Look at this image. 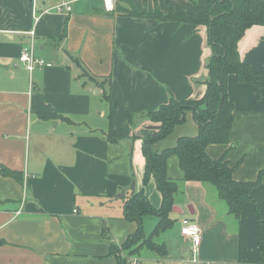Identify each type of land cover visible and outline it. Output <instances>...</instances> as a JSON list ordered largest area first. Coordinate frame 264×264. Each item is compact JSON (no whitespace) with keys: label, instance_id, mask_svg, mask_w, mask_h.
I'll list each match as a JSON object with an SVG mask.
<instances>
[{"label":"crops","instance_id":"obj_1","mask_svg":"<svg viewBox=\"0 0 264 264\" xmlns=\"http://www.w3.org/2000/svg\"><path fill=\"white\" fill-rule=\"evenodd\" d=\"M207 2L113 0L106 11L103 0H0V167L16 173L0 172V264H116L112 247L138 255L133 264H259L264 231L254 204L244 202L236 218L214 185L183 180L175 156L167 160V174L178 183L176 211L168 213L173 223L152 237L165 254L145 246L134 253L121 249L137 228L123 215L122 198L131 194L132 182L155 208L162 199L153 179L142 182V138L155 125L143 115L171 95L201 98L210 56L204 25L138 12H165L168 5L191 11L194 3ZM59 3L70 9L55 11ZM24 46L49 65L28 70L19 61ZM237 49L264 75V25L247 28ZM104 88L111 103L102 98ZM227 91L234 103L229 142L208 145L206 153L238 164L235 180L254 181L264 170V88L256 98L252 84L230 75ZM110 106L120 135L114 141L107 135ZM196 133L186 112L185 121L154 148ZM251 197L264 203V176ZM184 218L201 231L194 254L180 234ZM157 223L155 215L143 217L145 238Z\"/></svg>","mask_w":264,"mask_h":264},{"label":"trees","instance_id":"obj_2","mask_svg":"<svg viewBox=\"0 0 264 264\" xmlns=\"http://www.w3.org/2000/svg\"><path fill=\"white\" fill-rule=\"evenodd\" d=\"M138 13L159 21L204 25L210 56L206 64L207 77L203 82L206 88L201 98L180 101L171 95L166 103L143 115L155 125L153 131L142 138L141 149L145 160L142 182L146 185L153 179L162 199L160 207L155 208L140 192L135 191L122 198L124 218L135 222L137 228L127 237L121 249L132 248L129 253H134L139 247L145 246L165 254V246L155 244L152 237L168 229L173 223L168 213L173 205V195L178 190V183L167 174V160L170 156L177 157L183 180L209 182L214 185L218 197L226 202L228 212L236 218L239 217L243 203L252 202L256 220L264 231V203L251 197V190L264 176V170L258 172L254 181H238L233 178L238 164L230 165L223 157L211 158L206 153L208 145L227 144L230 139L234 103L227 91L228 77L233 75L238 83L252 84L256 98L260 97L264 88V75L253 71L243 62L237 49V43L247 28L252 25H264V0H208L205 5L194 3L191 11L179 12L168 5L165 12L156 9ZM93 80L98 81L96 78ZM104 81L106 79L100 81V87L105 84ZM102 98L111 103L105 88ZM186 112H191L197 125L196 135L179 137L173 146L155 149L156 143L166 139L176 125L185 121ZM40 116L51 115L43 113ZM109 119L108 140L114 141L120 135L113 128L112 106ZM126 119L133 122V114L127 112ZM0 172L3 175L16 176L15 172L3 166L0 167ZM148 214L158 217V223L145 238L142 219ZM259 249V264H264V237L259 242ZM111 250H114L118 257L116 264H126L127 257L120 254L117 247H112Z\"/></svg>","mask_w":264,"mask_h":264},{"label":"built area","instance_id":"obj_3","mask_svg":"<svg viewBox=\"0 0 264 264\" xmlns=\"http://www.w3.org/2000/svg\"><path fill=\"white\" fill-rule=\"evenodd\" d=\"M70 6L67 3H59L54 6V10L57 12H62L63 10H69ZM103 9L106 11H111L113 9V0H103ZM39 16H36L35 21L39 20ZM33 34V31H31ZM19 61L25 65L28 70H32L36 66L49 65L42 58L35 57L31 46H24L19 55ZM180 234L190 240L191 251L195 253L201 239L200 228L192 223L189 219L184 218L181 220L180 224Z\"/></svg>","mask_w":264,"mask_h":264},{"label":"rangeland","instance_id":"obj_4","mask_svg":"<svg viewBox=\"0 0 264 264\" xmlns=\"http://www.w3.org/2000/svg\"><path fill=\"white\" fill-rule=\"evenodd\" d=\"M148 233H145V235H147ZM143 251H145V252H147V250H143ZM139 252V251H138ZM138 252H137V254H138ZM140 255H142V254H140ZM126 257H127V260H126V264H133L134 263V261L137 259L138 260V255H129V254H126ZM146 262V260L144 259V260H142V262H141V264H144Z\"/></svg>","mask_w":264,"mask_h":264},{"label":"water","instance_id":"obj_5","mask_svg":"<svg viewBox=\"0 0 264 264\" xmlns=\"http://www.w3.org/2000/svg\"><path fill=\"white\" fill-rule=\"evenodd\" d=\"M129 190H130L131 193L134 192V182H132V184L130 185ZM124 194H125V191H121V193H119V194L117 195V197L120 198V197H122ZM187 209H188V211H189L190 213H193L192 211H190V208H189V207H188ZM172 210H173V211H176V207L173 206V207H172ZM183 212H184V210L181 209L179 213H183Z\"/></svg>","mask_w":264,"mask_h":264}]
</instances>
